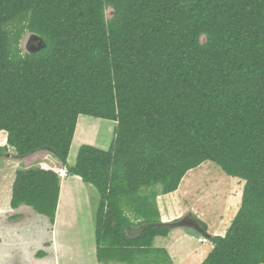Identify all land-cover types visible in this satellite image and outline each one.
<instances>
[{
	"label": "trees",
	"instance_id": "trees-1",
	"mask_svg": "<svg viewBox=\"0 0 264 264\" xmlns=\"http://www.w3.org/2000/svg\"><path fill=\"white\" fill-rule=\"evenodd\" d=\"M28 32L42 43L23 53ZM81 116L115 126L70 165ZM0 131L22 162L13 209L55 222L45 156L97 191V263L172 264L157 197L209 162L245 184L200 264H264V0H0Z\"/></svg>",
	"mask_w": 264,
	"mask_h": 264
},
{
	"label": "rangeland",
	"instance_id": "rangeland-1",
	"mask_svg": "<svg viewBox=\"0 0 264 264\" xmlns=\"http://www.w3.org/2000/svg\"><path fill=\"white\" fill-rule=\"evenodd\" d=\"M105 12L108 18L112 14L109 9ZM34 39L27 33L21 39V50L35 47L27 45ZM114 126L110 121L79 117L68 164L74 163L84 143L107 148ZM4 142L7 133L0 131V144ZM11 152L0 156V264H101L95 260L93 234L97 191L78 177H68L57 158L45 156L40 167L58 173L60 188L68 193L63 197L57 226L25 205L13 209L11 186L22 162L17 165L18 159ZM244 184V180L225 175L211 163L187 172L176 191L157 197L160 222L169 232L166 237L155 238L153 247L166 250L172 264H200L210 242L195 231L197 221L203 222L212 236H224L240 207ZM61 232L64 242L58 245L56 236ZM40 252L44 255H38Z\"/></svg>",
	"mask_w": 264,
	"mask_h": 264
},
{
	"label": "clouds",
	"instance_id": "clouds-1",
	"mask_svg": "<svg viewBox=\"0 0 264 264\" xmlns=\"http://www.w3.org/2000/svg\"><path fill=\"white\" fill-rule=\"evenodd\" d=\"M109 9V8H108ZM109 10H111V12H113V10L110 8ZM27 34V33H26ZM25 34V35H26ZM28 34H30L31 36H33L35 39L33 40V41H31V42H29V43H27V45H34L35 47H33L32 49H35V50H32V49H30L29 51H26L27 53H31V52H34V51H36V50H38V49H40V44L42 43V40H41V38H40V36H38L37 34H34V33H31V32H28ZM24 35V36H25ZM23 36V37H24ZM21 42V41H20ZM20 47V46H19ZM21 49V48H20ZM22 51V50H21ZM23 52V51H22ZM26 52H23V53H26ZM75 136V135H74ZM4 145H2V144H0V147H5L6 146V142H4L3 143ZM11 154L14 156V157H16L14 154H13V152H11ZM16 159H18V158H16ZM20 159H18L17 160V162L19 161ZM205 163H209V162H205ZM18 164H20L19 162L17 163V165ZM41 164V163H40ZM204 163H202V164H200V165H203ZM212 164V163H211ZM199 165V166H200ZM214 165V164H213ZM198 166V167H199ZM197 167V168H198ZM194 169H196V168H193V169H190V170H188L187 172H189V171H191V170H194ZM186 172V173H187ZM58 174V173H57ZM186 175V174H185ZM184 175V176H185ZM183 176V177H184ZM183 179V178H182ZM182 179H181V181H182ZM180 181V182H181ZM179 185H180V183H179ZM177 190V189H176ZM175 190V191H176ZM174 192V191H173ZM22 206V205H21ZM21 206H19V207H21ZM18 207V208H19ZM27 207H29V206H27ZM17 209V208H16ZM54 223H56V221L54 222ZM197 223V222H196ZM160 225H162V223L160 222ZM164 225V224H163ZM162 225V226H163ZM138 229V228H137ZM136 229V230H137ZM139 230H140V228H139ZM93 231H94V229H93ZM195 231H197V233H198V235H201L204 239H206V240H208L209 242H210V239H211V237H213L211 234H209L208 232H206V231H203L201 228H200V226L198 225V223L196 224V226H195ZM93 234H94V232H93ZM206 235H209V237H207ZM214 236H216V235H214ZM95 245V244H94ZM210 246V245H209ZM211 247V246H210ZM94 249H95V247H94ZM94 252H95V250H94Z\"/></svg>",
	"mask_w": 264,
	"mask_h": 264
},
{
	"label": "crops",
	"instance_id": "crops-1",
	"mask_svg": "<svg viewBox=\"0 0 264 264\" xmlns=\"http://www.w3.org/2000/svg\"><path fill=\"white\" fill-rule=\"evenodd\" d=\"M68 193H66V190H65V188H63V189H61L60 188V194H59V199H58V205H57V210H56V216H55V221H56V226H57V224H58V221H59V219H60V216L62 215V213H61V210H62V201H63V197L65 196V195H67ZM31 208V207H30ZM18 209V208H17ZM60 212V213H59ZM63 212V211H62ZM38 214V213H37ZM40 215V214H39ZM41 216H43V215H41ZM43 217H45V216H43ZM45 218H47V217H45ZM48 219V218H47ZM55 226V227H56ZM56 241H57V244L59 245V244H61V245H63L62 244V241L64 242V239H63V236H62V232L61 233H59V235L58 236H56ZM67 247V246H66ZM95 250V249H94ZM61 255L60 256H62L63 255V253H60ZM57 255V254H56ZM170 256V255H169ZM185 256V255H184ZM194 256L197 258V256L198 255H196L195 253H194ZM96 260V259H95Z\"/></svg>",
	"mask_w": 264,
	"mask_h": 264
},
{
	"label": "water",
	"instance_id": "water-1",
	"mask_svg": "<svg viewBox=\"0 0 264 264\" xmlns=\"http://www.w3.org/2000/svg\"><path fill=\"white\" fill-rule=\"evenodd\" d=\"M207 237H209V235H206Z\"/></svg>",
	"mask_w": 264,
	"mask_h": 264
}]
</instances>
